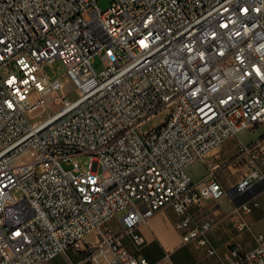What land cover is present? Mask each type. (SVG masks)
<instances>
[{"label":"built area","instance_id":"1","mask_svg":"<svg viewBox=\"0 0 264 264\" xmlns=\"http://www.w3.org/2000/svg\"><path fill=\"white\" fill-rule=\"evenodd\" d=\"M98 2L0 0V264H48L91 232L93 264H151L123 236L141 250L139 227L165 207L184 244L218 256V202L230 196L251 214L264 186V133L240 141L231 161L212 156L264 127V0ZM56 60L71 92L44 72ZM197 161L207 176L196 184ZM232 165L245 171L228 189L220 173ZM121 213L119 235L110 223ZM235 225L251 229L240 214ZM255 241L252 250L235 242L217 264H264V234Z\"/></svg>","mask_w":264,"mask_h":264},{"label":"crops","instance_id":"2","mask_svg":"<svg viewBox=\"0 0 264 264\" xmlns=\"http://www.w3.org/2000/svg\"><path fill=\"white\" fill-rule=\"evenodd\" d=\"M259 130L258 136L252 139L246 136L247 132L242 131L239 137L228 140L215 150L212 156L217 157L221 162L231 161L238 153L240 141L246 144L257 141L264 133V127ZM244 171L245 169L241 167L228 166L220 173V179L230 189L242 179ZM253 196L260 207L251 214L241 213L237 205L227 197H223L218 202L220 210L213 213L215 225L210 232V237L218 250V256L207 255L195 244L183 243L176 229V216L171 207L163 208L139 227V232L146 241L141 250L136 248L127 235L123 236V244L130 252L146 257L151 264L159 263L166 257L173 264H217L218 258H223L235 242H239L246 250H252L256 247L255 235L264 234V186L259 187ZM238 214L249 223L250 230L238 231L235 225ZM110 225L115 233L119 235L124 233L120 216L113 219ZM97 241V233L91 232L79 249H70L48 264H93L85 250L88 243L95 244Z\"/></svg>","mask_w":264,"mask_h":264},{"label":"rangeland","instance_id":"3","mask_svg":"<svg viewBox=\"0 0 264 264\" xmlns=\"http://www.w3.org/2000/svg\"><path fill=\"white\" fill-rule=\"evenodd\" d=\"M113 1L114 0H99L98 5H99V7L102 10H106L111 5V3ZM84 17H85V19L90 20V18H91L90 12H85L84 13ZM94 64H95L97 72H100V71L105 69V65L101 62V59L99 57L95 58ZM43 69H44V72L49 77H51V78H61L63 81H65V83H66V92H71L72 89H74V86L67 80V67L61 60H56L52 65H45L43 67ZM75 98H76V95L74 93H70V99H75ZM51 101H52L51 97H47L46 98V102L48 103V107H49V103ZM38 112L39 111H37L33 115L38 114ZM167 115H168V113H165L164 115L158 116L154 121H152L151 123L146 125L144 130H148L149 131V130L161 127L164 124L165 116H167ZM259 129L260 128L254 130V131L245 130V132L248 133L246 136L248 138H251V139L252 138H256L258 136L259 132H260ZM211 159L212 158L209 157L208 161H210ZM77 160L81 164H83L85 167L87 166V164L89 162V159L86 156L79 157ZM188 172H189L192 180L194 181V183L197 184V183L203 181L206 178V176H207V167H206V165H205V163L203 161H197L196 163L192 164L188 168ZM226 197L230 199V196H226ZM246 199H243V200H246ZM234 206H236V205L234 204ZM122 215H123V213H121L119 216L121 217Z\"/></svg>","mask_w":264,"mask_h":264},{"label":"bare ground","instance_id":"4","mask_svg":"<svg viewBox=\"0 0 264 264\" xmlns=\"http://www.w3.org/2000/svg\"><path fill=\"white\" fill-rule=\"evenodd\" d=\"M102 35H112V28H102Z\"/></svg>","mask_w":264,"mask_h":264}]
</instances>
